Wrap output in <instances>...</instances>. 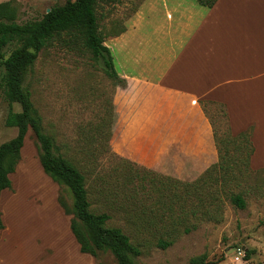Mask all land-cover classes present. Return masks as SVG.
I'll list each match as a JSON object with an SVG mask.
<instances>
[{"label": "rangeland", "instance_id": "374dc122", "mask_svg": "<svg viewBox=\"0 0 264 264\" xmlns=\"http://www.w3.org/2000/svg\"><path fill=\"white\" fill-rule=\"evenodd\" d=\"M1 1H10L16 9V21L25 23L42 18L50 7L66 0ZM176 1H99L97 17L105 41L123 30L139 9L148 12L149 2L163 9L161 4L173 7ZM15 46L9 43L6 55ZM23 86L42 117L44 132L53 138L54 153L70 160L83 173L90 211L110 215L106 226L121 228L140 247L138 262L188 264L192 256L205 253L211 264H264V145L254 147L246 163V152L230 142L226 146L235 167L229 172L232 181L221 185L220 179L225 177L218 172L215 179L197 181L186 191L165 179L167 175L144 168L111 149L115 81L105 73L101 61H95L81 45L80 38L63 34L51 40L25 73ZM203 108L224 146V138L230 135L224 106L206 102ZM8 109L0 86V143L16 134L14 127L4 123ZM13 110H20L19 105L14 104ZM37 154L36 138L29 130L20 151L21 163L7 189V193H16L15 197L3 194L0 206L3 225L6 222L8 226L4 237L19 243L7 248L0 243V264L32 262L39 248L44 261L36 258L39 264H118L109 251L92 257L68 242L65 221L51 196L57 202L60 197L70 209L71 193L65 185H49L45 176L50 177L41 166L37 168ZM232 191L242 193L244 208L229 201ZM159 239L170 244L162 248ZM239 248L245 254L249 250L248 256L236 259Z\"/></svg>", "mask_w": 264, "mask_h": 264}, {"label": "crops", "instance_id": "0c3cea01", "mask_svg": "<svg viewBox=\"0 0 264 264\" xmlns=\"http://www.w3.org/2000/svg\"><path fill=\"white\" fill-rule=\"evenodd\" d=\"M149 4L148 12L139 9L123 30L105 41L114 68L124 79L112 93L111 149L159 174L195 180L218 160L204 101L224 106L233 135L252 125L253 145L260 149L264 145V0H217L212 7L177 0L173 7L161 4L163 9ZM35 162L39 168V159ZM45 178L49 185L57 184ZM7 192L1 191L0 206ZM51 199L65 221L68 242L79 251L68 214L56 198ZM4 223L1 236L8 227ZM7 237H0L2 248L19 243ZM41 253L39 248L32 262L36 261L24 264H39L36 258L44 262Z\"/></svg>", "mask_w": 264, "mask_h": 264}, {"label": "trees", "instance_id": "16d2710c", "mask_svg": "<svg viewBox=\"0 0 264 264\" xmlns=\"http://www.w3.org/2000/svg\"><path fill=\"white\" fill-rule=\"evenodd\" d=\"M99 1L101 0H66L63 4L50 7L42 18L25 23L16 21V9L10 1L0 2V86L9 106L4 123L7 127L16 129V134L12 138L0 143V193L3 189L11 188L9 174L14 172L20 160L24 138L31 130L36 138L37 155L43 171L58 185H65L71 193L70 209L60 197L58 202L66 214H72L69 227L79 245V251L92 257H97L99 252L109 251L118 264H143L136 259L141 254L140 247L131 242L130 237L121 228L106 226L110 215L106 212L90 211L83 173L70 160L54 153L53 138L44 132L42 117L31 101L29 90L23 86L24 75L32 67L39 51L51 40L63 34L80 38L81 45L91 53L95 61H101L105 73L115 81V84L124 83V79L118 76L114 68L111 51L105 45V35L99 27L97 17ZM106 1L116 3L120 0ZM196 1L206 7H212L217 0ZM9 43L16 46L6 55L5 48ZM206 102L211 101H204L203 105ZM14 104H18L20 110H13ZM224 113L227 117L225 109ZM229 134V137L224 138L227 143L222 146L223 138L219 137L213 127L218 160L194 181H181L168 176L165 179L186 191L197 185V181L215 179L214 175L218 172L225 177L220 179L221 185L231 182L233 175L229 172L234 171L235 167L231 161L230 147L226 145L231 142L237 150L245 151L246 163L254 151V145L251 140V128L235 135L229 129ZM229 201L239 208L246 206L245 198L240 192H230ZM3 227L0 212V229ZM169 244L170 241L165 239L158 241L162 248ZM248 254L249 250H246L245 256ZM188 264L211 263L207 255L202 253L192 256Z\"/></svg>", "mask_w": 264, "mask_h": 264}, {"label": "built area", "instance_id": "2783aa9c", "mask_svg": "<svg viewBox=\"0 0 264 264\" xmlns=\"http://www.w3.org/2000/svg\"><path fill=\"white\" fill-rule=\"evenodd\" d=\"M245 251L242 249V248H239L237 250V256H236V259L240 258L241 256H243L245 253Z\"/></svg>", "mask_w": 264, "mask_h": 264}, {"label": "water", "instance_id": "95a60500", "mask_svg": "<svg viewBox=\"0 0 264 264\" xmlns=\"http://www.w3.org/2000/svg\"><path fill=\"white\" fill-rule=\"evenodd\" d=\"M48 10H49V9H48ZM48 10H47V11H48Z\"/></svg>", "mask_w": 264, "mask_h": 264}]
</instances>
